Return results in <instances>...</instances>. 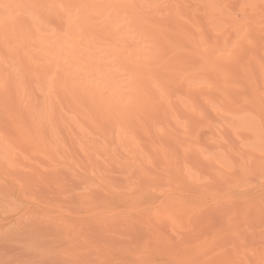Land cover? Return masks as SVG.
Masks as SVG:
<instances>
[{
	"label": "bare ground",
	"instance_id": "bare-ground-1",
	"mask_svg": "<svg viewBox=\"0 0 264 264\" xmlns=\"http://www.w3.org/2000/svg\"><path fill=\"white\" fill-rule=\"evenodd\" d=\"M28 152L86 212L0 236L32 220L109 264H264V0H0V190Z\"/></svg>",
	"mask_w": 264,
	"mask_h": 264
},
{
	"label": "rangeland",
	"instance_id": "rangeland-1",
	"mask_svg": "<svg viewBox=\"0 0 264 264\" xmlns=\"http://www.w3.org/2000/svg\"><path fill=\"white\" fill-rule=\"evenodd\" d=\"M27 155L21 162L7 164L9 171L4 176L9 179L6 185L10 189L0 190V225L18 217V212L32 216L39 211L49 212L51 208L82 217L86 210L78 200V193L83 189L79 180L72 173L57 168L55 160L44 155L34 158L32 152ZM97 167L102 169L103 166L98 164ZM24 224L25 228L18 233L0 236V264H109V259L92 256L87 248L80 246L83 244L61 239L56 230L45 222L31 220L24 221ZM128 234L135 239L144 235L140 229L131 230ZM123 237L120 233L115 244L125 248L127 244L121 240ZM88 242L96 246L95 238H89ZM112 260L113 264H136L132 259ZM153 264L176 263L164 261Z\"/></svg>",
	"mask_w": 264,
	"mask_h": 264
}]
</instances>
